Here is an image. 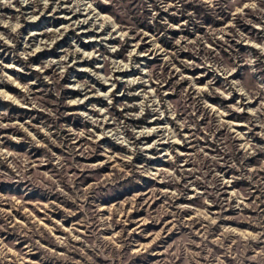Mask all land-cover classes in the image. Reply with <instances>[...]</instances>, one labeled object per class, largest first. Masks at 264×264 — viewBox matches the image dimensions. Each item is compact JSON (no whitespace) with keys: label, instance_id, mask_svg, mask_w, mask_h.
<instances>
[{"label":"rangeland","instance_id":"1","mask_svg":"<svg viewBox=\"0 0 264 264\" xmlns=\"http://www.w3.org/2000/svg\"><path fill=\"white\" fill-rule=\"evenodd\" d=\"M0 264H264V0L0 3Z\"/></svg>","mask_w":264,"mask_h":264},{"label":"clouds","instance_id":"2","mask_svg":"<svg viewBox=\"0 0 264 264\" xmlns=\"http://www.w3.org/2000/svg\"><path fill=\"white\" fill-rule=\"evenodd\" d=\"M24 2H27V0H24ZM44 2L47 3V0H44ZM0 3L10 6L12 3V0H0Z\"/></svg>","mask_w":264,"mask_h":264}]
</instances>
